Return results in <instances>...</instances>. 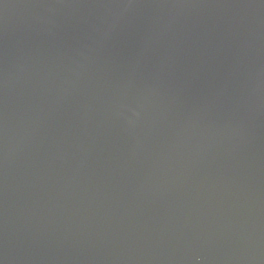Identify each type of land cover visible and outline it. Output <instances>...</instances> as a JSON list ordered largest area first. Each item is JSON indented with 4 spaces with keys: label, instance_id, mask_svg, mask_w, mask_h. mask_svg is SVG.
Returning a JSON list of instances; mask_svg holds the SVG:
<instances>
[{
    "label": "water",
    "instance_id": "1",
    "mask_svg": "<svg viewBox=\"0 0 264 264\" xmlns=\"http://www.w3.org/2000/svg\"><path fill=\"white\" fill-rule=\"evenodd\" d=\"M0 264H264V0H0Z\"/></svg>",
    "mask_w": 264,
    "mask_h": 264
}]
</instances>
